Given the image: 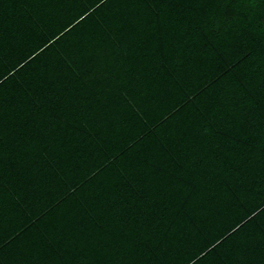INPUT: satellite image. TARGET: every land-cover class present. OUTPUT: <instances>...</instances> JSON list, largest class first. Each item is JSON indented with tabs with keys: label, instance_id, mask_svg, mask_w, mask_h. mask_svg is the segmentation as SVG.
<instances>
[{
	"label": "trees",
	"instance_id": "1",
	"mask_svg": "<svg viewBox=\"0 0 264 264\" xmlns=\"http://www.w3.org/2000/svg\"><path fill=\"white\" fill-rule=\"evenodd\" d=\"M0 264H264V0H0Z\"/></svg>",
	"mask_w": 264,
	"mask_h": 264
},
{
	"label": "rangeland",
	"instance_id": "2",
	"mask_svg": "<svg viewBox=\"0 0 264 264\" xmlns=\"http://www.w3.org/2000/svg\"><path fill=\"white\" fill-rule=\"evenodd\" d=\"M105 74H106V73H105ZM225 206H227V205H225ZM227 209H229V207H228Z\"/></svg>",
	"mask_w": 264,
	"mask_h": 264
}]
</instances>
